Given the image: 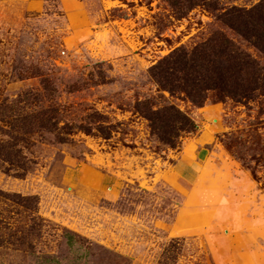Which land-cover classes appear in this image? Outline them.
I'll return each mask as SVG.
<instances>
[{
  "label": "rangeland",
  "instance_id": "obj_1",
  "mask_svg": "<svg viewBox=\"0 0 264 264\" xmlns=\"http://www.w3.org/2000/svg\"><path fill=\"white\" fill-rule=\"evenodd\" d=\"M259 1L0 0V264H264V96L197 107L149 73L215 32L264 63L217 19ZM168 103L199 124L174 149L142 113ZM187 198L211 221L177 230Z\"/></svg>",
  "mask_w": 264,
  "mask_h": 264
},
{
  "label": "trees",
  "instance_id": "obj_2",
  "mask_svg": "<svg viewBox=\"0 0 264 264\" xmlns=\"http://www.w3.org/2000/svg\"><path fill=\"white\" fill-rule=\"evenodd\" d=\"M213 0H167L177 18L185 17L200 5H212ZM239 38L247 41L264 57V0L252 7L233 6L217 17ZM224 32H215L193 46H179L153 64L149 73L161 90L170 96L189 100L202 107L211 93L219 101L239 102L264 96V63L239 46ZM151 103L147 99L145 104ZM154 106V104H153ZM142 110L150 122L151 133L165 146L177 148L184 133H196L199 124L189 113L174 103ZM1 155L17 168V176L27 172V156L21 147L9 146ZM68 243L73 235H66ZM50 260V259H49Z\"/></svg>",
  "mask_w": 264,
  "mask_h": 264
},
{
  "label": "crops",
  "instance_id": "obj_3",
  "mask_svg": "<svg viewBox=\"0 0 264 264\" xmlns=\"http://www.w3.org/2000/svg\"><path fill=\"white\" fill-rule=\"evenodd\" d=\"M197 167L196 164H190L187 163L184 164V162L179 161V163L176 165V170L178 173L182 174L183 177H185L188 180H191L190 177H193L194 174V168ZM190 175V176H189ZM193 181V180H192ZM210 210L203 211V212H193L191 210V203L190 199L187 198L186 204L180 209L179 215L177 216V220L175 221V229L179 230L182 225L185 229H192L196 227H201L206 223H209L211 221L210 217Z\"/></svg>",
  "mask_w": 264,
  "mask_h": 264
}]
</instances>
